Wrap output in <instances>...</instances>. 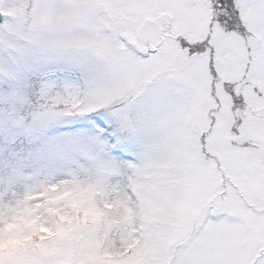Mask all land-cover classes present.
Wrapping results in <instances>:
<instances>
[{"label":"snow or ice","instance_id":"1","mask_svg":"<svg viewBox=\"0 0 264 264\" xmlns=\"http://www.w3.org/2000/svg\"><path fill=\"white\" fill-rule=\"evenodd\" d=\"M84 191L125 261L264 264V0H0V239Z\"/></svg>","mask_w":264,"mask_h":264},{"label":"rangeland","instance_id":"2","mask_svg":"<svg viewBox=\"0 0 264 264\" xmlns=\"http://www.w3.org/2000/svg\"><path fill=\"white\" fill-rule=\"evenodd\" d=\"M92 197L89 191L80 192L73 198L70 210L63 213L54 208L50 210L52 226L48 229L35 227L36 221L28 220L26 215L9 224L0 239V253L11 256L32 249L44 257L60 259L61 264H76L78 257L79 264H141L142 258L125 261L109 251L112 242L106 234L81 242L84 230L96 231L115 223L109 220L103 208L92 202ZM131 247H135V243Z\"/></svg>","mask_w":264,"mask_h":264}]
</instances>
